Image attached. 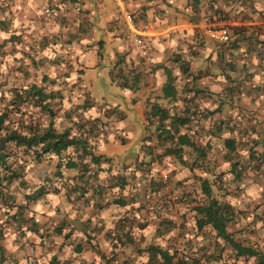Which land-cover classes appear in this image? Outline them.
Here are the masks:
<instances>
[{"label": "crops", "instance_id": "crops-1", "mask_svg": "<svg viewBox=\"0 0 264 264\" xmlns=\"http://www.w3.org/2000/svg\"><path fill=\"white\" fill-rule=\"evenodd\" d=\"M119 1L125 4L120 7ZM6 2L8 12L16 13L14 15L21 16L22 19L26 17V22L30 20L34 23L41 18L40 6L55 7L59 16L52 25V34L57 36L56 45L53 44V47L60 48L61 52V49L70 48L71 56H76L79 61L84 60V69L80 70L79 74L72 73L71 79L74 81L75 78H80V93L88 97L87 102L91 105L87 109L89 116L95 114L102 117V123H108L106 118L110 116L111 109L104 113L109 106L112 108L111 115L121 114L115 129L110 127L108 135L99 138L95 153L105 159L102 163V175L101 172L99 173L102 176V183H108L105 170L109 168L108 171L114 175L119 174L121 178L127 180L129 184H126L127 191L124 192L129 197L127 196L126 201L123 200L125 203L117 204L113 199L109 204L110 198L104 196L106 191L103 190V186L102 200H99L100 196L94 195L93 186L90 184L85 195L92 196L91 206L98 208L95 202L99 204L102 201V217L95 221L93 216L96 214H94L84 221L77 220L79 223L86 222V226H83L79 234L89 236L88 238L99 246H102V240L109 245V249L104 254L97 248L100 250L97 251L98 255H90L89 251L83 248L86 254L83 256L81 253V261L77 264H106L110 259L112 261L109 264H138L146 261L147 257L141 256L147 254L144 249L141 253L137 251L133 261L127 262L128 257H125L127 250L135 246L125 244L122 248H118L117 239L121 237L119 231L123 234L127 218H133V213L139 217L138 214L143 212L136 210L138 206L143 204L148 207L154 202L155 194L151 191L150 177L158 176L156 172L162 174L163 168L161 164H156L157 162L151 174L147 172V163L151 161L150 156H147V147L155 146L157 143V124L156 122L152 124L147 115L154 106L159 105L171 113L183 110L192 115L197 114L196 117L206 126L209 124L206 120H202V115L207 111H215L219 106H221L220 114L211 117V121H218V117L220 121H229L230 116H236L239 111L261 109V106L263 108L264 60L257 56V53L264 52V0H199L198 6L193 0H7ZM118 6L133 14L134 22L131 25L126 22ZM220 12L222 14L225 12V19L215 16ZM212 25L227 26L233 40L236 36H233L232 28L238 29L241 36L252 38L243 39L237 49L234 47L228 49L225 44L207 37L206 31ZM33 27L36 28L31 26ZM241 29L244 31L240 32ZM33 31L38 30L32 29ZM10 36L16 34L10 31ZM135 36L143 38V43L153 60L151 63L141 55L134 41ZM91 54L96 62L93 68H97V71L91 69ZM219 54L224 56L226 62L235 61L237 70L229 71L223 67L220 69L217 63ZM101 70L102 73L98 74ZM169 77L175 81V98L164 96V87L168 84ZM229 80H237L231 84V87L239 85L240 93L224 95ZM99 82L102 83L103 90H106L109 84L118 88L121 94H124L123 98L122 96L120 98L125 108L120 101L114 105L105 102L101 107L93 93L99 88ZM98 107L100 108L97 109ZM255 125L257 129L260 127L259 124ZM192 126L194 127V124ZM187 131L191 134L190 129ZM170 161H176L175 157L166 158L163 164L166 171L172 175L171 182L173 184L177 182L178 191L175 193H180L185 190L181 182L193 173L196 176L200 173L196 169L192 171L184 167L180 162L177 169L179 172H173L174 167ZM82 175L75 169H69L62 180L63 186L67 190L81 189L87 181L80 178ZM93 180L92 183H95ZM132 180L133 185H131ZM111 181L115 187L117 179ZM67 190L61 192L64 197ZM113 191L117 195L121 190L115 187ZM168 192L165 187L164 196ZM165 199L166 197L163 198ZM73 200L67 203L74 206ZM177 207L182 206L177 204L176 211ZM153 219L154 217L149 218L150 223L144 231L145 241L155 237L149 236L153 229L156 228L157 232L159 228ZM132 222L134 221L131 220L129 223ZM76 251H82V246L77 245Z\"/></svg>", "mask_w": 264, "mask_h": 264}, {"label": "trees", "instance_id": "trees-1", "mask_svg": "<svg viewBox=\"0 0 264 264\" xmlns=\"http://www.w3.org/2000/svg\"><path fill=\"white\" fill-rule=\"evenodd\" d=\"M193 2L196 6L199 5V0H193ZM224 15L225 12L223 14L220 12L215 16H218L220 19H225ZM232 30L234 31L233 36H236V38L233 40V37L230 35L228 42H220L228 46V49H233V47L237 49L240 47L239 43L243 39L249 40L252 38L246 35L241 36L238 29L232 28ZM243 31L241 29L240 32ZM14 38L15 36H11L9 39L6 38L7 40L2 45L4 46V44ZM46 44L42 41L40 51L50 50V46ZM51 54H53V51ZM257 56L264 60V52H258ZM217 63L220 65V69L223 67L229 71L237 70V63L231 60H227L226 62L222 54L218 55ZM174 82L169 77L168 84L164 87L165 97L172 96L175 98L176 88ZM235 82L237 80H229L228 86L225 87L226 91L224 90V95L227 94L226 96H230V94L240 93L239 89L241 87L239 85L236 84L234 87H231V84ZM5 85L6 83L4 84L0 81V89ZM228 90L231 91L228 92ZM262 94L264 95V91ZM57 98L58 92L54 90L47 91V89L39 85H32L25 89L24 87L21 89H12V99L0 114V205L5 206L4 216L7 217V220L4 221L0 215V243L4 239L7 227H12L16 232L22 234L26 232L40 234L41 225L39 221L34 216L28 215L30 208L34 203L50 194V192L54 194L61 193V189L55 184L56 181L64 179L65 172L69 169H75L77 172H81L83 175L80 178L87 180L84 186L81 189L79 188L80 191L77 188L67 190L65 198L69 202L73 199V195H79L78 199L85 197V194H87L86 190H88L87 188H89L90 184L93 186L91 187L94 195L100 196L98 198L99 200L102 198V186L104 191L107 193L110 192L111 194L114 193L113 189L115 187L120 188V193L118 192L114 196L117 204H121L124 202L123 200L126 201L129 197L124 192V190L127 191L126 184H129L125 178H121L119 174L114 175L107 168L105 173L107 174L106 180L108 183L105 184L102 183V176L99 175L100 172L102 173V163L105 159L95 153L93 141L99 140L98 137L100 136L107 135V131L101 130L102 126L99 124L100 119H86L83 114L80 115V119L75 123L77 128L76 134L71 129L58 131L54 126L55 117L52 104ZM60 98L63 97L60 95ZM5 101L6 98L2 94L0 96V102ZM85 102L84 106L79 108L86 112L91 105L87 100ZM37 108H39L38 113L30 110ZM220 112L221 106L215 111L204 112L201 118L209 124L205 126L202 125L204 122L202 121L201 123V119L199 120L196 117L197 114L192 115L183 110L171 113L168 109H164L159 105L154 106L147 115L152 124L153 122L157 124V143L155 146H148L146 150L148 152L147 156H150L151 159L147 163V172H149V175L156 164L159 163L163 166L164 160L171 156L175 157L176 161L180 162L184 167L193 169V166L188 165L186 162V155L192 153L195 157L196 154L194 165L198 163V159L199 161L206 160L208 153L214 148L216 136H218V139H223L225 130V133L229 134V136L223 139L224 145L222 151L225 153V161L231 163L230 172L234 174V179L241 181L249 168H255L257 173L258 171H262L264 169V153L260 154L255 150L258 145L264 143V131L263 133L257 131V125L255 124L258 123L260 125L264 122L261 121L262 118L264 119V107L262 108L261 106L257 115L253 111H249L248 113L247 111H239L236 116H230L229 121H220V117H218V121H211V117L220 114ZM38 114L41 116L47 115L50 120L42 122L37 117ZM244 115L248 116L247 126L244 123L245 120L241 119ZM252 121L256 122L249 128L250 125L248 124ZM192 124H194V127ZM102 125L104 126L106 123H102ZM231 125L232 127H229ZM107 126L109 129V125ZM244 126L246 127L243 128ZM188 129L191 130V134L187 131ZM243 129H247V131H243ZM241 132L245 135L247 132L249 133L247 140L252 145L248 149V155L245 158L247 163L246 167H244V163L242 162L243 157L241 152H239L241 139L244 137L243 134H240ZM47 157L58 159L54 175L49 176L40 171L37 177L29 179V173L35 168H38L39 165L44 164ZM155 162L157 163L155 164ZM92 171L94 172L91 173ZM169 175H167L168 180ZM150 178V181H148L150 182L152 193L155 194L154 202L148 207L140 204L136 209L138 212L143 210L142 213L138 214L139 217L137 215H134L133 218L126 217L127 221L124 223V227L133 220L137 223L135 226L137 230L133 231V229L129 228L125 232L124 229L123 234L119 231L121 237L119 236V239H117L118 248H122L125 244H130L138 246L137 251L141 253L142 249L140 246L143 242H146L144 231L150 223L149 218L154 217L153 222L158 224L159 228H157V232L159 236H164L165 233L168 235L177 228L175 221L162 213L160 200L165 197L164 188L166 186H164V180L156 176ZM92 179H94L95 183H92ZM115 179H117L118 184L116 182V186L114 187L113 181L111 180ZM200 182L203 195L201 200L197 199V201H192L190 194V198L188 195L183 194L182 196L183 201L192 207L191 210L195 212L196 225L194 230L197 232L196 234L198 232L201 234L206 228H210V234L215 238V241L211 244L213 247L211 248V245L209 246L203 242V245L197 250L185 247L180 251L179 249L172 250L165 248L163 244H151L145 250L147 253L146 261L139 262L138 264H214L221 259L222 255L217 254L218 252L226 254V256L230 255L237 264L240 263V259H243L242 262L245 263L253 258L255 259L253 264H264V254L261 251L235 240L231 232L230 224L235 222L240 214L238 209L228 201L215 197L212 182L208 179H200ZM218 186L220 190L224 188L223 184ZM95 205L102 207V202L99 204L95 202ZM135 218H138V220H135ZM72 222L75 225L79 223L76 219ZM85 223H83L82 228L86 226ZM67 224L63 220L62 223L55 226L54 230L59 234H63V230ZM162 227L166 228L161 232ZM72 232L73 229H71L70 233ZM134 233L136 234L134 235ZM110 238L113 240L112 236ZM187 242L190 243L189 240ZM133 260L134 258H128L126 261L131 262ZM7 263L8 257L5 248L0 244V264Z\"/></svg>", "mask_w": 264, "mask_h": 264}, {"label": "rangeland", "instance_id": "rangeland-1", "mask_svg": "<svg viewBox=\"0 0 264 264\" xmlns=\"http://www.w3.org/2000/svg\"><path fill=\"white\" fill-rule=\"evenodd\" d=\"M6 1L7 0H0V81L4 84L6 83V85L0 89V96L4 94L6 98L5 102H0V114L12 99V89H21L23 87L25 89L32 85H39L42 88L47 89V91L54 90L58 92V98L52 102L55 117L54 126L58 131L71 129L72 132L76 134L77 128L75 123L80 119V115L83 114L86 119H100L99 124L102 126V117H98L95 114L89 116L88 110L85 112L83 109L79 108L84 106V102L88 97L83 96L80 93V78H75L74 81L71 79L72 73L75 72L76 74H79L80 70L82 71V69H84V60L79 61V59H76V56H71L70 48H66L65 50L61 49V52L60 48L53 47V44L56 45L55 40L57 36L52 34V25L56 23V17L59 16L56 8L53 6L48 7L46 5L43 7L40 6L41 18L36 21L37 23L30 20L26 22V17L25 19H22L21 16H15L14 14L16 13L8 12ZM47 8L54 12V16L49 19L45 14V9ZM31 26H36V28H31ZM32 29L38 31L32 32ZM10 31L15 33L16 36L13 40L3 46L2 44L4 41L11 37ZM45 34L49 36H46ZM42 41L44 44L47 43L50 46V50L47 51L46 49L43 52L40 51V44ZM52 51L53 54H51ZM104 55L106 57V53ZM90 58L92 69L96 65V62L92 54L90 55ZM93 70L97 71V68H93ZM101 73L102 70L99 71L98 74ZM98 84L99 88H96L93 93L97 98L98 103L101 104V107L102 103L105 102H108L109 105L117 104L118 101L121 103L120 96L123 98L124 94H121V91H119L118 88H115V86L111 87L112 85L109 84L108 88L103 90L102 83L99 82ZM60 95L63 98H60ZM109 105H107V107ZM121 105L123 107L125 106L123 103H121ZM99 108L100 107L97 109ZM108 109H111L112 112V108L109 106L106 108L104 114H106ZM30 110L36 113L39 112V108ZM259 110L260 109H254L251 111L257 115ZM92 111L93 110H91V112ZM111 112L109 113L110 116L106 118L108 123L104 126L109 125V127L115 129V125L119 122L121 114L116 113L115 115H111ZM248 112L249 111H247V113ZM245 116L246 115L241 119L245 120L244 123H246L247 126L248 116ZM37 117L42 122L50 120L47 115L41 116L38 114ZM261 121H264V119L262 118ZM252 122L248 124L250 125L249 128L254 123ZM229 127H232V125ZM108 130L109 131L106 132L107 135L110 132V128ZM225 131L223 133V139L229 136ZM243 131H247V129H243ZM257 131H264V122L260 124ZM240 134H243L244 137L241 139L239 152H241L243 157L242 162L244 163V167H246L247 163L245 158L248 155V149L251 148L252 145L249 144L247 140L248 132L246 135L243 132ZM100 137L102 139V136ZM216 137L214 148L208 153L206 160L199 161L198 159V163L194 165V155L192 153L186 155V162L188 165H192L193 169H196L200 174L196 176L195 173H193L188 176L184 182L182 181L181 183L185 188L182 192L175 193V191H178L176 187L177 182L174 184L171 182V174H168L164 164L162 166V174L159 175V172L155 173L158 175L155 176L162 180H164V175H169V180L164 182V186L167 187L169 192L165 196L166 199L163 200V197L162 201L160 200V203L162 205V213L173 219L177 228L168 235L165 233L164 236H159L158 232H156V228L153 229L149 237L153 235L155 237L144 242L142 244L143 248L140 246L142 251H144V249L146 250L151 244H164L165 248H170L172 250L179 249L181 251L185 247L197 250L203 245V242L210 246L215 241L214 236L210 234V228H206L205 231L201 233L202 235L199 234V232L196 234L197 232L194 230L196 225L195 212L191 210L192 207L188 206V204L183 201L182 196L184 194L189 197L190 194L191 198H189L192 201H197V199L201 200L203 195L200 179L205 178L212 182L213 194L215 197L220 200L228 201L238 209V212H240L239 215L237 214V220L230 224V229L235 240L246 246H252L264 254V169L257 173L255 168H249L244 174L242 180H239L240 182L236 181L234 179V174L230 172L231 163L225 161V153L222 151L224 145L223 139H218V136ZM93 146L97 152L98 140L93 141ZM255 151H258L260 154L264 153V143L258 145ZM168 162L169 161H166V163ZM57 164V158L47 157L44 164L39 165L38 168L32 170L28 177L29 179H34V177L39 175L40 171L44 172L43 174L53 176ZM171 165L174 167V172H179V170H177L179 169L178 161L171 162ZM165 166L167 167L166 164ZM189 180L191 182H189ZM61 181H56L55 185L61 189V192H65L67 188L63 186V181ZM220 184L224 185L222 190L219 189L218 185ZM131 185H133V180ZM109 193L110 192H106L105 197L110 198V204L113 202V195L115 194L113 193L109 196ZM78 197L79 195H73L74 200L72 203L74 206H72L67 203L68 200L61 193L54 194L50 192V194L45 196L42 200L34 203L31 206L28 215L34 216L39 221L41 225L40 234H34L31 232L22 234L16 232L12 227H7L4 239L0 243L5 248L8 257L7 264H77L81 261L82 254L85 256V251H89L90 255H98L97 251L99 252L100 250H97V248H99L102 253L106 254L109 249L107 243L102 240V246L93 243L90 238H88L89 236L79 234L83 223L75 225L72 222L74 219L84 221L94 214L96 215H94L93 218L95 221H98V219L102 217V207L98 206V208L101 207L98 209L97 207L91 206V202H93L92 196L83 197L84 200L82 197L80 200H77ZM100 200H102V198ZM177 204H180L182 207H177L176 211L175 207ZM4 207L3 205H0V209L2 210L0 215L5 221L7 220V217L4 216ZM134 215L137 214L133 213L132 217H134ZM63 220L68 224L63 230V234H59L54 228L62 223ZM135 226L136 221L127 224L125 231L129 230V228L133 229V231L137 230ZM165 228L166 227H162L160 231H164ZM71 229H73L72 233H70ZM188 240L190 243L187 242ZM77 245L82 246V251H76ZM212 247L213 245H211V248ZM138 248V246H135L133 249L127 250L125 257L135 259L134 256L137 255ZM217 254H221L222 256L220 261L214 264H237L230 255L226 256V254H222L221 252H218ZM141 256L147 257V254H141ZM110 261H112V259L107 260L106 264H109ZM242 261L243 259H240L239 264H253L255 259H250L245 263Z\"/></svg>", "mask_w": 264, "mask_h": 264}, {"label": "built area", "instance_id": "built-area-1", "mask_svg": "<svg viewBox=\"0 0 264 264\" xmlns=\"http://www.w3.org/2000/svg\"><path fill=\"white\" fill-rule=\"evenodd\" d=\"M122 4H125V2L119 1L120 7L122 6ZM119 6H118V10H120L121 13L124 14L126 22L131 25L133 23V16L131 14H129L127 11L119 8ZM45 14H46V17L48 19L54 16V12L52 10H50L49 8L45 9ZM206 35L209 39H211L213 41H217V42H228L230 40L229 30L226 26H214V25H212L211 28H209L206 31ZM134 41H135L136 45L138 46V49L141 52V55H143V57L146 58V61H149L151 63L153 60H152V57H150L149 52L143 43V38L139 37V36H135ZM102 130L108 131V126L102 125ZM163 178H164V181L168 180L167 175H164Z\"/></svg>", "mask_w": 264, "mask_h": 264}]
</instances>
